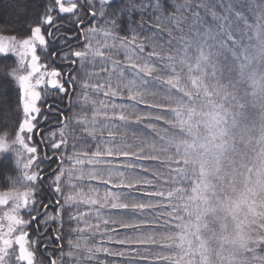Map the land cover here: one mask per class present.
Instances as JSON below:
<instances>
[{
	"label": "snow or ice",
	"instance_id": "1",
	"mask_svg": "<svg viewBox=\"0 0 264 264\" xmlns=\"http://www.w3.org/2000/svg\"><path fill=\"white\" fill-rule=\"evenodd\" d=\"M262 20L264 0H11L0 13V264H196L189 157L206 148L202 127L227 122L216 99L234 101L240 82L225 71L243 72Z\"/></svg>",
	"mask_w": 264,
	"mask_h": 264
},
{
	"label": "trees",
	"instance_id": "2",
	"mask_svg": "<svg viewBox=\"0 0 264 264\" xmlns=\"http://www.w3.org/2000/svg\"><path fill=\"white\" fill-rule=\"evenodd\" d=\"M121 2L122 0H113L116 6H120ZM10 3L11 0H0V13H3ZM124 19L138 20L139 13L134 16L125 14ZM260 22L264 23V20ZM262 47L264 43L258 41L251 49L250 59L243 72L237 65H230L225 71V77L238 80L240 87L234 101L223 97L216 99L217 104L224 105V111L228 116L227 122L221 125L220 129L213 130L217 137L213 143L218 144V147H212L211 151L198 158L197 162L189 158L187 166L189 180L182 186L183 194L186 199L191 197L193 188L200 185L201 195L195 201H188V214H184V220L192 226L193 231L197 230V233L194 232L197 242L205 241L208 251L212 246L214 247V244H217V241L220 242V237L223 238L224 234L225 237L231 234L233 213H226L222 209V203H233L238 199L241 190L245 191L243 183L247 174L251 177L255 174L254 167L250 166L252 161L249 159L255 151L261 148L259 138L264 133V55L261 54ZM251 71L255 73L256 84L251 81ZM142 128L143 125H139L128 129L129 137L133 132L143 136V133L139 131ZM201 130L202 128L200 136L206 139L207 137ZM205 131L213 135V131L208 129ZM132 142L138 143V141ZM244 154L247 155V160L242 159ZM206 182H208V187L204 185ZM262 187L263 184L260 192L251 196L255 212L248 215L247 223L242 229L245 243L234 255L235 261L228 264H264V188ZM7 190L5 182L0 181V191ZM205 197L209 199L206 206L200 203ZM219 200L221 201L218 202ZM49 231L51 232V228ZM95 240L97 246L102 242L99 235L95 237ZM103 243L113 251L120 250L119 245L107 242L106 238ZM100 258L104 264H121L117 257H104L100 254ZM212 258L213 260L208 261V264L217 263L214 260L215 257Z\"/></svg>",
	"mask_w": 264,
	"mask_h": 264
},
{
	"label": "rangeland",
	"instance_id": "3",
	"mask_svg": "<svg viewBox=\"0 0 264 264\" xmlns=\"http://www.w3.org/2000/svg\"><path fill=\"white\" fill-rule=\"evenodd\" d=\"M254 75V71H251V81L253 84H256ZM205 129L208 128L202 127L201 132H203L204 136L207 138L205 139L199 134V140L197 141V143L198 145L200 143H205L206 148L197 147L196 151L193 152L189 157L194 162H197L198 158L211 151L212 147H218V144L213 143V141L211 143L208 142L211 138V133L206 132ZM259 140H261V148L258 149L257 152L255 151L254 155L249 159L253 163H251L250 166L254 167L253 171L255 170L254 177H251L249 176L250 174H247L243 183V188L245 189V191L243 192V190H241L238 199H236L233 203H222V209H224L226 213H233V230L231 229V234L229 233V236L227 237H225L224 234L223 238L220 237V242L217 241V244H214V247L212 246V248H210L209 246L210 250L208 251V246L205 241L202 240L201 242H197V236L194 233H197V230H192L193 247L197 252L196 264H200L201 260L203 261V264H208V261L213 260L212 257H215L214 260L217 261L216 264L232 263L233 261H235L234 255L240 251L238 250V248L244 245L245 236H243L242 234V229L247 223L248 215L255 212V207L253 206L251 196H253L256 192H260L262 184V189L264 188V133L261 134ZM198 151L200 152L199 154ZM242 159L247 160V155L244 154L242 156ZM204 185L205 187H208V182L204 183ZM2 192L4 191H0V193ZM202 199L203 200H201L200 203L206 206V202L209 199L207 197ZM220 201L221 200H219L218 202Z\"/></svg>",
	"mask_w": 264,
	"mask_h": 264
},
{
	"label": "flooded vegetation",
	"instance_id": "4",
	"mask_svg": "<svg viewBox=\"0 0 264 264\" xmlns=\"http://www.w3.org/2000/svg\"><path fill=\"white\" fill-rule=\"evenodd\" d=\"M50 230V229H49Z\"/></svg>",
	"mask_w": 264,
	"mask_h": 264
}]
</instances>
